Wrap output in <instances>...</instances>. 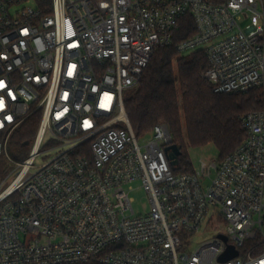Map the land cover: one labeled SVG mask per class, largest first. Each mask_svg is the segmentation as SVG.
Returning <instances> with one entry per match:
<instances>
[{
	"label": "built area",
	"instance_id": "1",
	"mask_svg": "<svg viewBox=\"0 0 264 264\" xmlns=\"http://www.w3.org/2000/svg\"><path fill=\"white\" fill-rule=\"evenodd\" d=\"M187 15L195 33L176 50L204 53L214 93L264 89V0H0V264H264V109L241 118L231 154L189 174L169 165L165 124L140 146L125 111ZM29 122L30 153L14 162L7 147ZM228 246L238 255L219 261Z\"/></svg>",
	"mask_w": 264,
	"mask_h": 264
},
{
	"label": "trees",
	"instance_id": "2",
	"mask_svg": "<svg viewBox=\"0 0 264 264\" xmlns=\"http://www.w3.org/2000/svg\"><path fill=\"white\" fill-rule=\"evenodd\" d=\"M195 29L187 15L179 20L173 33V45L158 48L142 79L125 98L124 107L137 137L149 133L155 125L167 126L173 144L181 147L175 174L193 173L186 147L212 144L218 159L231 154L247 138L241 118L264 109V89L245 93L217 94L203 78L208 63L202 51L179 55L176 45L191 37ZM29 120H38L33 117ZM37 123L23 126L13 138L15 145L28 144L35 136ZM247 246L261 247L257 236Z\"/></svg>",
	"mask_w": 264,
	"mask_h": 264
},
{
	"label": "rangeland",
	"instance_id": "3",
	"mask_svg": "<svg viewBox=\"0 0 264 264\" xmlns=\"http://www.w3.org/2000/svg\"><path fill=\"white\" fill-rule=\"evenodd\" d=\"M124 96L126 98L127 94L124 93ZM149 138L150 136L147 133L137 137V141L140 146H143L149 140ZM33 139H31V141L28 144H23V145H15L12 139L7 147V154L9 158L14 162H22L26 158H28V155L30 153L33 144ZM186 151L190 163L193 169L195 170L199 169V160L209 161L213 159H218L219 156L217 149L212 144L200 148H191L187 146ZM42 162H44L42 158H39L37 160V164H40ZM0 164H2V161H0ZM6 167L9 170H11L12 168L10 163H7ZM131 198L134 201L132 206L134 208L136 215L143 214L144 210L147 209V201L144 193L140 190H136L134 193L131 194ZM214 225L219 227L217 228L214 226L202 225L196 233L192 234V236L183 240L182 244H183L184 253L191 254L196 247H198L200 244L208 240H211L214 236L217 235V233L221 230V228H223V224L214 223Z\"/></svg>",
	"mask_w": 264,
	"mask_h": 264
},
{
	"label": "water",
	"instance_id": "4",
	"mask_svg": "<svg viewBox=\"0 0 264 264\" xmlns=\"http://www.w3.org/2000/svg\"><path fill=\"white\" fill-rule=\"evenodd\" d=\"M164 153L166 154V158L169 161V165L171 166L172 170H175L178 166V159L181 155V147L177 144H170L164 148ZM220 239L226 241V237L219 236ZM238 252L233 249V247L228 246L225 252L219 257V261L225 262L233 257H236Z\"/></svg>",
	"mask_w": 264,
	"mask_h": 264
}]
</instances>
